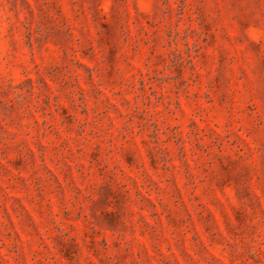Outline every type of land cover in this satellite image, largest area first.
Segmentation results:
<instances>
[{"label": "rangeland", "instance_id": "rangeland-1", "mask_svg": "<svg viewBox=\"0 0 264 264\" xmlns=\"http://www.w3.org/2000/svg\"><path fill=\"white\" fill-rule=\"evenodd\" d=\"M0 264H264V0H0Z\"/></svg>", "mask_w": 264, "mask_h": 264}]
</instances>
